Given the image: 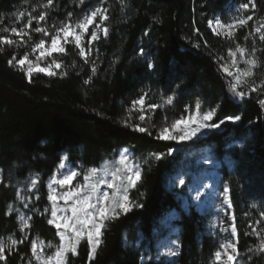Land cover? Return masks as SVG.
Returning <instances> with one entry per match:
<instances>
[{
  "label": "trees",
  "instance_id": "obj_1",
  "mask_svg": "<svg viewBox=\"0 0 264 264\" xmlns=\"http://www.w3.org/2000/svg\"><path fill=\"white\" fill-rule=\"evenodd\" d=\"M46 0H0V29L21 27L17 22L20 11H31ZM102 0H54L46 21L50 27L59 24L72 12L73 19L100 6ZM247 0H103L109 8L106 22L109 35L93 46L90 57L97 66L95 75L91 65L84 64L73 45L66 46L67 55L54 52L43 58L46 66L53 58L63 62L55 76L34 74L31 82L24 71L8 64L15 53L17 59L30 53L31 45L40 34L32 33L28 46H4L0 51V237H20L18 213L6 215L8 205L23 207L16 198L19 191L29 201L32 217L29 241L7 256V264H26L31 256L30 242L42 239L58 245L59 237L47 220L51 202L47 200L49 178L62 161L63 155L78 170L99 167L103 161L122 147H131L140 157L142 179L130 190L134 204H142L127 215L106 221L97 255L88 258L89 246L82 240L77 254H68L67 264H214L213 253L223 238L212 232L209 217L194 206L185 208L169 187L170 175L189 159L190 153L207 146L222 160V181L231 189L229 215L234 214L242 254L258 244L250 233L264 211V109L259 99L264 94L252 93L244 99L228 90L225 74L219 71L221 58L229 60L228 49L236 44L251 49L253 42L264 60V42L258 37L245 40L246 29H240L233 40L217 36L208 26L209 20H229L237 14L240 3ZM256 18L264 17V0H255ZM37 8L34 15H38ZM253 22H250L249 29ZM37 25L33 22L32 27ZM148 35H145V33ZM0 35L8 33L0 32ZM14 39H18L13 37ZM27 39V37H25ZM196 45H199L197 47ZM143 49V55L140 50ZM76 67H71L72 61ZM153 67L149 68L148 65ZM67 71L66 76L59 73ZM259 82V72L257 70ZM91 77V81H85ZM147 93L148 103L160 105L148 112L149 136L124 127L131 102ZM174 96V103H165ZM199 101L202 111L221 105L218 115L239 114L242 120L227 124L222 132H213L204 139L192 142L155 139L156 131L165 121L171 123L194 110ZM138 111L131 112L129 123H138ZM172 150V155H166ZM156 154L164 158L155 159ZM228 161V162H227ZM39 174L37 190L28 185ZM5 185H8L7 187ZM37 193L39 199H36ZM48 212L41 215L44 209ZM175 210L170 218L179 232V254L173 260L155 262L147 259L155 251L163 230V218ZM264 226V221L261 224ZM259 225V227H260ZM0 264H4L0 261ZM248 264H264V254H252Z\"/></svg>",
  "mask_w": 264,
  "mask_h": 264
},
{
  "label": "snow or ice",
  "instance_id": "obj_2",
  "mask_svg": "<svg viewBox=\"0 0 264 264\" xmlns=\"http://www.w3.org/2000/svg\"><path fill=\"white\" fill-rule=\"evenodd\" d=\"M86 0H79L80 5H84ZM124 3V0H121ZM54 6V0H46L43 4L36 5L31 11H20L15 15L17 22L23 21L27 17V22L21 27L12 26L11 28L0 29V32L8 33V35H0V51L4 46L22 47L28 46L32 40V33L40 34L41 38L38 42L31 45V54L39 53L35 56V60L30 59V53L25 52L23 56L17 59L14 53L8 60V64L13 67H18L24 71L25 76L31 82L34 74L44 73L47 76H55L57 72L53 70L63 67L62 61H57L55 58L42 67L40 61L45 57H52L54 52L61 55H67L66 46L71 44L77 50V55L83 60L84 64L91 65L93 75L97 72V66L90 59L93 54V46L101 39V33L104 38L109 35V28L106 22L110 19L109 8L103 6V0L100 6L93 8L90 11L84 12L81 16L73 19L74 14L69 12L67 18L59 24L53 23L50 27L46 21L50 14V9ZM40 9L38 15L33 12ZM257 4L255 0H247L240 3L237 8V15L229 22H223L221 19L209 20L208 26L217 36H223L228 40H233L236 33L240 29H246L247 35L245 40L258 37L259 41L264 42V17L256 18ZM33 22L36 27L33 28ZM250 22H253L249 29ZM91 29V31H89ZM145 35H148L146 32ZM16 37L18 39H14ZM27 37V39H25ZM199 47V45H196ZM260 51L256 48L255 43L249 50L246 47L236 44L234 49H228L229 60H224L219 65V71L225 74L228 78L229 91L233 96L244 99L252 93L264 94V60L260 59L256 54ZM143 55V49L140 50ZM244 67L241 68L240 65ZM71 67H76V61L73 60ZM149 68L153 65L150 63ZM259 72V82L257 77ZM66 76L67 71L59 73ZM91 81V77L85 81V84ZM147 93L140 95L137 99L131 102V109L128 118L122 121L124 127H129L135 132L144 133L151 136L153 133L147 126L146 121L149 119L148 112H154L160 107L156 103L146 102ZM174 96H168L165 103L172 105ZM259 106L264 109V99H259ZM138 111V123H129L131 112ZM222 111L221 105L210 107L206 111H202L199 101L195 103L194 110L186 106V115L173 120L171 123H165L156 131L155 139L163 141H190L198 134L205 130H219L227 124H237L242 120L239 114H223L218 115ZM129 150L125 148L113 160L105 159L100 167H90L86 170H77L75 168L68 169L66 163L61 162L58 166L57 174L50 178L47 184L48 194L47 200L51 202V214L47 220L49 225L55 227L56 235L59 237L58 245L54 246L51 242L47 245L43 241L30 242L31 256L27 259L26 264H67L68 254H77L78 247L82 240H86L89 246L88 258L91 261L97 255V251L102 242L103 229L106 221L118 219L121 215H127L134 208L143 207L142 204H134L130 200L128 191L130 188H135L142 179L140 166L136 164L129 156ZM168 156L172 155V150L169 149ZM164 158V154H156L155 159ZM67 160V157L63 158ZM114 164L115 167L109 172L108 166ZM67 169V170H65ZM65 170V171H61ZM104 173L105 175H101ZM110 175V179L106 176ZM82 176V182L77 181V177ZM39 174L30 180L28 187L31 190H37ZM76 181L75 183H73ZM0 183H3L0 177ZM183 185L185 181L179 180ZM58 186L63 191H57ZM104 185L111 192L101 190ZM6 187L8 185H5ZM231 189L227 183L223 185L222 192L219 193L223 197V204L228 209L232 208V200L230 195ZM16 198L24 200L21 193L17 191ZM200 198L197 193L196 199ZM36 199H39L37 193ZM64 202V206L59 205V201ZM71 202V203H69ZM28 203H24L27 208ZM19 214L20 210L8 205L6 215H12L13 212ZM49 210L44 209L41 215H44ZM70 211L71 215L66 213ZM58 213H61L58 215ZM260 219L255 221V225L249 224L250 233L246 235H254L258 244L247 249V252L242 254L239 249V234L236 225L235 215L230 217L231 222L227 226H223L221 222L220 230L225 234L218 243V247L213 253L214 264H248L252 258V254H264V228H260L261 221H264V211L259 213ZM20 221L19 231L20 237L17 238L14 234L9 235L7 240L0 237V261L7 264V256L14 254L21 244L29 241L28 231L31 228V216L18 215ZM173 247L166 251L167 256H177L179 254L177 242H172ZM45 247H55V251L51 255L45 254Z\"/></svg>",
  "mask_w": 264,
  "mask_h": 264
},
{
  "label": "rangeland",
  "instance_id": "obj_3",
  "mask_svg": "<svg viewBox=\"0 0 264 264\" xmlns=\"http://www.w3.org/2000/svg\"><path fill=\"white\" fill-rule=\"evenodd\" d=\"M238 14V13H237ZM235 15L230 16L229 20L223 22H229ZM220 19V18H219ZM91 31V29L89 30ZM39 55V53H38ZM34 60V59H33ZM44 67V66H42ZM241 68L244 67L243 64L240 65ZM53 70H55V66H53ZM146 102L148 103V100L146 99ZM226 126H222L219 130H205L204 132L198 134L196 137H194L190 141H182V142H192L204 139L205 137L209 136L213 132H222L224 131ZM125 148L129 150V156L130 158L140 166V170L142 172V166H141V160L140 157L137 155L135 150L131 147H122L119 150H117L115 153H113L111 156L107 158V160H113L115 157L118 156V154L123 151ZM67 157V155H63V158ZM62 158L61 162L66 163L68 169L75 168L73 164L67 159L64 160ZM60 162V163H61ZM228 162V161H227ZM59 166V165H58ZM100 167V166H99ZM114 164H110L108 166L109 172L112 168H114ZM221 167H222V160L217 158L207 146L199 147L196 152L190 153L189 159L184 162L183 166H179L171 175L169 178L168 185L169 187L176 193L177 197L180 200V203L183 207L189 208L191 206H194L199 212L202 214H206L209 217L210 221V228L212 232H221L223 236L225 235L221 230V222L223 221V226H227L231 220L229 215V221L226 220V215L228 214V211H231V209H228L226 205L223 204V197L219 195V193L222 192L223 185L225 184L222 181V174H221ZM67 170V169H65ZM61 170V171H65ZM78 170V169H77ZM58 167L55 170V172L52 174H57ZM101 175H105L104 173H101ZM51 176V177H52ZM1 177V175H0ZM50 177V178H51ZM49 178V181H50ZM106 178L110 179V175L106 176ZM183 179L185 183L181 185L179 183V180ZM48 181V183H49ZM77 181L82 182V176L77 177ZM74 181L73 183H75ZM57 191H63V189H60L58 186ZM30 189V188H29ZM128 191V195L130 197V200L132 201V198L130 196V190ZM101 190L105 192H111L110 189H108L106 186L102 185ZM30 191H32L30 189ZM197 193L200 194V198L196 199ZM23 207H18L20 210L18 215H24V216H31L29 213V206L27 208L24 207V203H28L29 201L23 200ZM71 203V202H69ZM133 203V201H132ZM59 205L61 207L64 206V202L61 200L59 201ZM61 213H58L60 215ZM67 215H71L70 211L66 213ZM170 218L175 219L176 218V212L175 210L169 212L166 216L163 218V230L161 232V236L157 240L156 243V249L153 253H150L147 256V259L153 260L155 262H161L164 260H173L177 256H167L165 253L168 248L173 247L172 242L175 241L178 244V250L180 249L179 244V238H178V228L173 225ZM260 228H264L263 225H260ZM38 243L43 241L45 245L48 243L45 242L42 239H35ZM56 246V245H54ZM55 251V247L47 248L45 247V254L51 255Z\"/></svg>",
  "mask_w": 264,
  "mask_h": 264
}]
</instances>
